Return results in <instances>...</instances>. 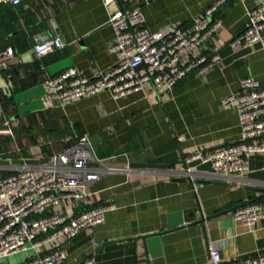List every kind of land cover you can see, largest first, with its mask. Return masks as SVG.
Here are the masks:
<instances>
[{
	"label": "crops",
	"instance_id": "crops-1",
	"mask_svg": "<svg viewBox=\"0 0 264 264\" xmlns=\"http://www.w3.org/2000/svg\"><path fill=\"white\" fill-rule=\"evenodd\" d=\"M212 1L113 0L105 6L102 0H25L16 7H0V48L12 46L15 51L8 66L0 68V129L8 118L12 130V135L0 133V159H49L74 135L86 134L96 159L124 169L104 173L80 188L87 194L85 203L63 202L68 215L114 202L116 209L102 223L71 239L47 243L40 252L58 247L65 253L62 264H78L88 256L94 264H209L208 243L217 240L223 242L224 261L264 252V218L245 225L232 217L237 206L264 200V155L251 154L249 168L229 176L214 173L209 164L188 163L195 187L188 177L169 172L181 171L184 157L194 151L241 139L237 113L224 108L221 99L239 92V80L246 76L264 86V48L230 44L246 27L247 10L261 0H227L215 12L219 28L184 55L182 63L214 53L220 62L201 76L188 74L171 91L155 93L146 85L144 91L116 99L100 92L65 106L47 96L48 76L73 67L94 77L119 62V55L109 49L114 32L108 24L109 13L117 7L139 6L146 26L167 31L188 26ZM37 35H58L64 46L36 57L32 45ZM11 161L0 164V175L11 172ZM130 162L168 168L125 170ZM178 211H190V220L168 227V216ZM152 235L157 241L148 244ZM23 252L30 254L21 263L33 251Z\"/></svg>",
	"mask_w": 264,
	"mask_h": 264
},
{
	"label": "built area",
	"instance_id": "built-area-1",
	"mask_svg": "<svg viewBox=\"0 0 264 264\" xmlns=\"http://www.w3.org/2000/svg\"><path fill=\"white\" fill-rule=\"evenodd\" d=\"M23 1L0 0V5L16 6ZM112 1L102 0V3L107 6ZM226 2L213 0L188 26H175L167 31L151 30L146 26L139 6L117 7L109 13L108 24L114 32L109 49L119 55V62L94 77H86L73 67L48 76V98L65 106L77 98L100 92L116 99L144 91L146 85L155 93L171 91L188 74L203 75L220 62L219 54L200 55L186 63H182V57L199 48L219 28L221 20L215 12ZM247 19L244 30L235 35L230 44L246 48L257 43L264 48V0L247 10ZM63 46L58 35H37L32 49L36 57H42ZM14 54L12 46L0 48V68H6ZM239 88V92L222 97L221 104L226 109H235L241 139L216 149L194 151L184 157L185 167L181 171L169 169L170 173L188 177L192 182L194 172L187 164L196 161L209 164L216 174L229 176L245 172L251 154L264 155V86L254 77L246 76L239 80ZM3 114L0 103V115ZM9 123L8 118L2 120L0 133L12 135ZM12 159L6 157L8 162ZM90 162L94 165L89 166ZM8 168L10 173L0 175V261L32 250L31 256L20 264H62L65 253L58 247L45 252L38 249L58 238H73L79 231L102 223L105 214L116 209L114 202H106L68 215L63 202L72 199L85 203L87 194L80 188L95 182L104 173L124 170L96 159L86 134L74 135L73 141L47 163L13 164ZM192 185L195 187L194 182ZM232 217L245 225H255L264 218V200L237 206ZM222 245L221 240L208 243L209 264H264V252L246 260L233 257L224 261L220 256ZM78 264H94V258L85 257Z\"/></svg>",
	"mask_w": 264,
	"mask_h": 264
},
{
	"label": "water",
	"instance_id": "water-1",
	"mask_svg": "<svg viewBox=\"0 0 264 264\" xmlns=\"http://www.w3.org/2000/svg\"><path fill=\"white\" fill-rule=\"evenodd\" d=\"M49 161L48 158L44 159H35V158H29V159H13L11 162L14 164H22L25 163L29 166L36 165V164H44ZM8 163V160L6 159H0V164ZM130 167L133 168H150V169H156V168H168L167 164L162 163H146V162H130ZM176 180H184V178H178ZM199 182H203V180H199ZM188 212L190 211H178L175 213H171L168 216V227H173L175 225H181L184 220H190L188 217ZM184 214V216H183ZM184 218V219H183ZM191 218H193V214H191ZM148 244H152L154 241H157V235H152L146 239Z\"/></svg>",
	"mask_w": 264,
	"mask_h": 264
},
{
	"label": "rangeland",
	"instance_id": "rangeland-1",
	"mask_svg": "<svg viewBox=\"0 0 264 264\" xmlns=\"http://www.w3.org/2000/svg\"><path fill=\"white\" fill-rule=\"evenodd\" d=\"M30 253L29 252H21L10 257H7L0 262L3 264H20Z\"/></svg>",
	"mask_w": 264,
	"mask_h": 264
},
{
	"label": "trees",
	"instance_id": "trees-1",
	"mask_svg": "<svg viewBox=\"0 0 264 264\" xmlns=\"http://www.w3.org/2000/svg\"><path fill=\"white\" fill-rule=\"evenodd\" d=\"M2 6H4V5H0V7H2ZM5 6L16 7L17 5L16 6H13V5L5 4ZM2 71L5 72L4 69H2ZM5 174H8V173H5Z\"/></svg>",
	"mask_w": 264,
	"mask_h": 264
}]
</instances>
